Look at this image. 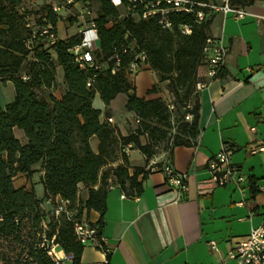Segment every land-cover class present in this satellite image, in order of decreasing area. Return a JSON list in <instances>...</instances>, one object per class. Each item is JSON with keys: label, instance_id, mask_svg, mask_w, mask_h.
Returning a JSON list of instances; mask_svg holds the SVG:
<instances>
[{"label": "trees", "instance_id": "16d2710c", "mask_svg": "<svg viewBox=\"0 0 264 264\" xmlns=\"http://www.w3.org/2000/svg\"><path fill=\"white\" fill-rule=\"evenodd\" d=\"M95 1L98 8L93 20L98 44L92 51V64L79 66L69 50L80 41L79 35L58 39L52 45L31 36L25 20L27 12L32 14L33 25L47 21L56 29L60 16L48 4L24 13L20 10L23 0H0V81H9L14 88L13 98L4 108L0 106V264H61L52 260L45 244L41 245L40 223L47 218L41 199L33 190L14 186L17 173L29 177L38 164L44 197L59 195L68 200L77 219L82 218L83 210L97 211L99 219L94 224L99 237L104 226L108 177L112 176L122 190L137 195L150 171L134 166L130 173L122 148L129 144L148 161L158 152L159 144L163 143L160 150L170 153L175 146L191 145L199 134L195 83L199 81L198 68L207 63L203 48L211 37L207 28L212 8L195 6L203 13L200 20L195 12L171 11V26L167 28L157 15L148 19L120 17V8L110 0ZM198 1L211 4L210 0ZM228 1L238 7L253 0ZM181 25H188L190 32H183ZM139 53L145 55L144 63L157 75V82L146 94L158 93L163 83L171 96V109L161 96L135 94L126 69L139 60ZM57 66L62 68L64 90L59 98L51 94L43 98L37 89L55 86ZM224 75L222 67L216 77ZM95 93L105 105L124 93V108L137 119L134 129L121 135L107 119L100 121V110L92 105ZM186 115H190L189 120H185ZM15 127L24 132L26 143L15 137ZM92 136L98 139L96 152L90 146ZM119 153L124 164L103 168ZM79 184L87 188L84 199L78 196ZM48 218L45 239L54 236L53 242L70 255L72 264H77L85 244L76 240L73 222L63 215L55 222Z\"/></svg>", "mask_w": 264, "mask_h": 264}, {"label": "crops", "instance_id": "0c3cea01", "mask_svg": "<svg viewBox=\"0 0 264 264\" xmlns=\"http://www.w3.org/2000/svg\"><path fill=\"white\" fill-rule=\"evenodd\" d=\"M222 1L211 9L207 33L228 48L223 64L225 75L210 79L207 63L197 70V78L208 83L197 93L199 134L196 140L189 146H175L170 153L160 150L148 161L131 145L122 148L127 155L130 173L134 166L149 168L150 171L137 195L122 190L112 176L108 177L101 236L110 250L106 256L92 244H85L77 264H98L104 259L109 264H236L227 259L228 251L245 239L252 227L264 220V191L255 187L264 184V151L249 153L250 147L264 144V0H253L238 7L229 5L231 9L227 11L218 8ZM237 10L242 11L241 17H237ZM62 23L60 20L56 22L58 39L67 38ZM142 75L147 74L141 72L128 77L137 96H165L167 90L162 85L158 93L146 94L157 82V77L141 81L136 92L135 78ZM8 82L0 81L2 108L8 102L3 91ZM63 90L62 68L57 66L55 86L41 87L37 92L43 98L50 94L59 98ZM119 94H123L124 107L126 95ZM96 97H99L98 93H95L92 105L100 110V121L110 117L121 135H127L134 129L137 119L133 112L124 108L122 116L115 115L113 101L116 97L109 105H105L100 97L94 104ZM250 127L255 128L254 132ZM13 132L20 143H26L27 138L21 129L15 127ZM222 141H229L233 146L230 162L246 179L242 185L247 192L243 204H238L243 198L233 183L213 187L210 191H198V182L208 178V163ZM90 146L97 151L96 136L90 138ZM166 163L177 172H187L185 190L180 197H177L175 189L162 186L164 174L160 167ZM118 164H124L120 153L114 162L103 168ZM33 169L29 177L17 173L13 184L33 190L41 199V208L49 219L51 210L61 198L59 195L45 198L43 185L41 193H36L34 183H41L42 171L38 164ZM137 179H141L140 174ZM86 195L87 188L79 184L78 196L84 199ZM81 217L96 223L99 213L83 210ZM210 240L216 242L217 250L209 249ZM55 251L58 256L64 255L61 264H72L63 250Z\"/></svg>", "mask_w": 264, "mask_h": 264}, {"label": "built area", "instance_id": "2783aa9c", "mask_svg": "<svg viewBox=\"0 0 264 264\" xmlns=\"http://www.w3.org/2000/svg\"><path fill=\"white\" fill-rule=\"evenodd\" d=\"M87 2L88 0H23L20 10L25 13L27 10L36 9L43 3H46L51 11L60 15V12L67 10L69 6L75 7V17L80 22V27L78 28L80 41L70 47L69 50L79 66H84V64H92V51L96 48L94 46L95 42H98L96 27L93 17L91 16V11L86 5ZM110 2L115 7L120 8V17L131 16L136 19H148L157 15L160 24L167 28L171 26L168 19V14L171 11L195 12L196 18L200 20L203 18V13L200 10H195V6L216 7L198 0H110ZM218 8L223 11L231 9L228 0H223V4ZM236 15L237 17H241L242 11L237 10ZM32 18V14L28 12L25 14L27 26L31 28V36L39 37L46 45L54 44L58 40V36L52 24L46 21L41 26L33 25ZM181 28L185 33L190 32L188 25H181ZM203 50L207 55L208 76L210 79H213L216 77L218 70L223 67L228 48L220 40L208 37ZM138 58V61H132L126 69V74L130 78L134 77L138 71L147 66L144 63L145 55L143 53H139ZM114 70V68L111 69V72H114ZM207 83V81H197L195 83V90L198 92L204 88ZM163 98L166 100L168 108L171 109V96L167 91ZM184 118L185 120H189L190 115H186ZM107 121L113 124L110 117L107 118ZM254 130V127H250V131L254 132ZM232 151L233 146L229 141L221 142L219 150L208 163V178L198 182L197 187L199 192H204L210 191L216 186L233 183L240 189L243 198L238 204H243L247 192L243 189L242 185L246 179L239 172L238 167L230 162ZM260 151H264V144L249 148L250 154ZM160 170L164 174L162 186L175 189L177 191V197H180L185 190L187 172H177L168 164L163 165ZM255 187L258 191H264V184L255 185ZM68 204V200L63 199L55 204L50 213L52 221H57L62 215L67 220H71L73 222V234L76 240L83 244H92L106 255L110 250V246L102 236H97L96 225L84 218H75L74 210L70 209ZM48 222V219H43L40 223L39 236L43 241L41 245L46 243L45 246L48 247L47 253L55 263H58L63 259L64 255L58 256L55 252L59 247L53 242L54 236L49 240L45 239V231L48 229ZM208 247L210 250H217L214 240L208 241ZM68 256L70 257V255ZM226 256L227 259L235 261L236 264H264V220L256 227H252L247 237L237 242L228 251ZM98 264H107V259H104V261Z\"/></svg>", "mask_w": 264, "mask_h": 264}, {"label": "rangeland", "instance_id": "374dc122", "mask_svg": "<svg viewBox=\"0 0 264 264\" xmlns=\"http://www.w3.org/2000/svg\"><path fill=\"white\" fill-rule=\"evenodd\" d=\"M222 0H210V3L212 5H219L221 3ZM223 2V1H222ZM229 4V1H228ZM86 5L88 6V8L91 11V16L94 18L97 14V8H98V3L95 0H88V2L86 3ZM230 5V4H229ZM75 7L69 6L67 10H63L60 12V21H62L63 23V30L65 31L67 37H71V36H77L78 34V28L80 27V22L77 20V18L75 17ZM63 16V17H61ZM97 42H95L94 46H97ZM141 72H146L147 75H142L141 77H137L135 78V90L136 92H138L141 81H144V79L149 78V79H155L157 77V75L155 74V72L149 68H143L140 71H138L137 74L141 73ZM61 74V71H60ZM160 85H163L160 84ZM4 94H5V98L9 101L13 98L14 95V88L13 85L8 82V84L6 85V87L4 88ZM42 95V93H41ZM123 94H119L116 96V98L113 101V110L116 116H122L125 113V109L123 107L122 104V97ZM99 97H96V99L93 101L94 104L97 103V100ZM101 102V101H100ZM163 144V143H162ZM162 144H159L158 146V152L160 151V148L162 146ZM36 174L34 175V178H36ZM35 186V190L37 194H40L42 191V184L39 182L34 183ZM46 245V243H44ZM50 244V243H49ZM6 245V243H5ZM17 251V250H15ZM14 251V253H15Z\"/></svg>", "mask_w": 264, "mask_h": 264}, {"label": "bare ground", "instance_id": "6f19581e", "mask_svg": "<svg viewBox=\"0 0 264 264\" xmlns=\"http://www.w3.org/2000/svg\"><path fill=\"white\" fill-rule=\"evenodd\" d=\"M56 252V251H55Z\"/></svg>", "mask_w": 264, "mask_h": 264}]
</instances>
